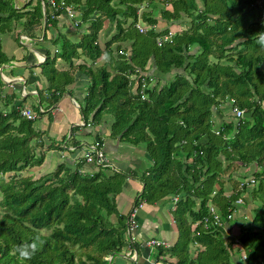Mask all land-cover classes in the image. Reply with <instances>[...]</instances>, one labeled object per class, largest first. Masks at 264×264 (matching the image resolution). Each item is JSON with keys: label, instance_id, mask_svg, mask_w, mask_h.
Returning <instances> with one entry per match:
<instances>
[{"label": "trees", "instance_id": "trees-1", "mask_svg": "<svg viewBox=\"0 0 264 264\" xmlns=\"http://www.w3.org/2000/svg\"><path fill=\"white\" fill-rule=\"evenodd\" d=\"M161 1L168 8L158 9ZM63 3L78 18L75 27L71 24L77 41L57 32V20L50 19L44 2L43 28H54L51 44L58 48L40 64L47 87L60 75L71 82L72 74L81 71L89 80L82 115L91 114L93 126L102 116H111L110 134L144 148L153 164L138 177L142 192L133 200L135 207L179 196L172 213L177 238L167 250L158 247L156 259L167 253L174 264H264V49L252 38L264 32V0ZM142 6L150 11L138 14ZM41 19L37 0L20 10L12 0H0V68L9 63L1 37L19 22L20 30L32 37ZM104 23L114 34L100 45ZM137 24L162 28L139 33ZM174 25L186 28L174 30ZM169 34L158 47L156 39ZM56 58L103 62L94 69L84 63L69 65L59 75L53 67ZM166 75L169 79L161 82ZM154 77L156 83L149 87ZM4 87L0 79V264H18L12 248L36 235L44 243L25 264H110L104 259L116 258L126 247V215L115 204L126 176L102 167L82 175L64 164L54 169L50 181L21 175L43 162L39 134L33 121L18 114L23 99L5 95ZM224 103L228 116H217ZM233 108L243 111L241 118L234 117ZM251 165L257 167L254 172L238 173L241 166ZM248 180L254 184L248 186ZM237 198L245 205L241 209L247 208V199L257 204L250 221L239 224L231 237L212 224L209 207L226 221L233 210L238 212L233 205ZM202 219L208 220L207 229Z\"/></svg>", "mask_w": 264, "mask_h": 264}, {"label": "crops", "instance_id": "crops-1", "mask_svg": "<svg viewBox=\"0 0 264 264\" xmlns=\"http://www.w3.org/2000/svg\"><path fill=\"white\" fill-rule=\"evenodd\" d=\"M35 1L12 0V3L14 9L20 10L28 2L31 6L34 5ZM37 1H39L43 18L46 0ZM28 9L29 7L21 11L25 12ZM55 20H57V32L65 37L64 32L66 30L71 32L66 39L76 42L77 37L71 26L72 22L64 15L58 16ZM43 27L41 24L39 28L32 30V37H29L24 30L16 29L13 36L10 35L4 40V45L1 40L2 52L9 59L8 65L0 68V79L5 84L3 93L7 96H15L20 100L27 96H34L35 110L24 106L23 103L19 106L29 108L36 114V119L40 121L39 127H34L32 124V128L39 134L37 142L40 143L43 162L38 167L23 170L21 175L30 177L32 180L47 177L52 179L54 169L60 164L69 166L70 172L77 169L79 174H92L97 166L86 163L84 156L89 147L98 144L110 165L109 169L111 168L114 172L126 176L121 192L115 197L117 212L125 216L132 210L133 200L142 192V184L138 177L143 173L146 174L153 163L141 145L132 146L123 143L113 134H110L111 116H102L99 123L93 126L90 121L91 114L85 115V117L82 115L81 105L89 86V80L81 71H75L72 74L71 82L67 80V76L59 74L68 71L69 65L77 66L82 63L94 69L102 64V58L97 59L94 63L84 62L82 58L72 59L70 62L56 58L53 67L60 76L54 78L52 88L47 87V80L39 67L42 61L39 59L44 57L45 60L46 55L57 54L58 48L51 44L56 33L54 28L48 24H46L45 29ZM42 42H44L43 47L40 44ZM155 83L154 77L149 87ZM22 89L24 93H21ZM42 100L45 103L44 108L41 107ZM0 108L4 109L2 102H0ZM217 116L220 115L217 114ZM189 160L185 163H188ZM254 169H256L255 166L253 170L250 168L246 174L251 171L254 172ZM132 173H135L137 177H129L132 176ZM178 199L179 196L169 195L151 204L140 202V207L138 205L137 208H133L134 217L138 224V229L134 233L135 242L129 243L125 235L126 247L121 250L116 258L111 259L112 256H109L104 260L110 264H154L155 262L174 264L175 258L170 257L167 253L156 259L158 249L146 248L144 244L149 240H157L166 243L168 247L165 250H167L175 243L177 232L172 213L175 208L174 204ZM240 212L241 209L238 208L236 217H239L238 213ZM135 244L138 245L136 248L134 247Z\"/></svg>", "mask_w": 264, "mask_h": 264}, {"label": "built area", "instance_id": "built-area-1", "mask_svg": "<svg viewBox=\"0 0 264 264\" xmlns=\"http://www.w3.org/2000/svg\"><path fill=\"white\" fill-rule=\"evenodd\" d=\"M46 5L49 9V13H50V19H56L58 16L60 15H64L66 16V18L72 22L73 27H75L77 25V19H76V14L75 12H73L72 7L71 6H65L63 3V0H60L59 4L55 3L53 0H46ZM61 10V11H60ZM45 21H46V16L45 13H43V18H42V25L45 26ZM136 29L138 30L139 33H144L148 30L154 29V26L152 25H148V26H141L140 24H137ZM170 34L167 36H163L161 38L156 39V45L159 47L162 42H165L167 40H169ZM22 39V38H21ZM24 39V38H23ZM22 39V40H23ZM25 40V39H24ZM54 52H56V50H54ZM40 61L43 62L44 57H42L41 59H39ZM21 93L23 92V89L21 90ZM18 114L24 118L25 120H29V121H33L36 120L37 116L36 114H34L29 108H17ZM232 113L234 114V117L236 119H239L242 117V113L243 111L238 109V108H233ZM84 160L86 163H92L93 165L97 166V167H102V168H109L110 165L108 164L104 153L102 152V150L98 147V144H95L92 147L88 148L87 153L84 156ZM248 186H252L254 184L253 180H248L247 182ZM242 184H240L241 187ZM241 189V188H239ZM229 198V195L226 197ZM241 202V200L239 198H237L233 205L236 206L237 204H239ZM135 206L133 205V208ZM140 207V205L138 206ZM132 208V210L125 216V235L127 237V241L129 243H134L135 242V238H134V233L136 232V230L138 229V224L137 221L134 217V209ZM137 208V206L135 207ZM233 212V211H232ZM232 212L227 215L225 217L226 221H223L221 218H219V215L216 213L215 208L213 206L209 207V214L210 217L212 219V224L218 228H222L224 223H227L228 220L231 217ZM209 222L207 219H202V225L204 229L208 228ZM195 235H197V232H195ZM146 248L152 249V248H158L161 247L163 249L167 248V244L157 241V240H149L146 241L145 244ZM241 260H244V255L241 256ZM154 264H165L164 262H155Z\"/></svg>", "mask_w": 264, "mask_h": 264}, {"label": "rangeland", "instance_id": "rangeland-1", "mask_svg": "<svg viewBox=\"0 0 264 264\" xmlns=\"http://www.w3.org/2000/svg\"><path fill=\"white\" fill-rule=\"evenodd\" d=\"M145 5V4H144ZM165 6V8H168V5H167V3H165V2H162L161 1V3H160V5H158L157 6V8L159 9V7H164ZM140 9L138 10V14H140V13H142V12H145V10H148V11H150V8H147V7H145L144 8V6H142V7H139ZM151 9H152V6H151ZM158 12H156L155 14H154V16L157 18L158 17V14H157ZM17 25V26H16ZM14 26H16V27H14V29L12 30V32L10 33V34H6V35H3L2 37H1V40H2V43H3V45L5 44V39L6 38H9V36L11 35V36H13L14 34H15V30L16 29H20L21 28V25H20V22H19V24H14ZM154 26H160L161 28H162V25L161 24H154ZM176 28H173L174 30H180V28L181 29H183V28H186L185 26H183V25H180L179 27L178 26H176V25H174ZM71 33V32H70ZM69 32H67V30H66V32H64V34L66 35V37L68 38L69 36V34H70ZM114 34V31L111 29V27H109L108 26V24L107 23H104L103 25H102V29H101V32H100V34H99V44L100 45H102V42H104V41H106V40H108L112 35ZM77 41V40H76ZM41 44V46L43 47L44 46V42H42V43H40ZM121 46L122 47H124V46H128V45H125V43H121ZM57 47V46H56ZM125 48V47H124ZM24 52H25V50H24ZM39 67H40V69L42 70L43 69V67H42V65H39ZM46 68L47 67H44V69L46 70ZM48 69V68H47ZM153 71V69L151 68V70H150V72H152ZM176 72H179V71H176ZM147 74H150L149 72L147 73ZM171 74V73H170ZM169 76L170 75H166V76H163L162 78H161V82H163L164 80H167V79H169ZM156 80V79H155ZM153 85H155V84H153ZM152 86V85H151ZM40 99H42L41 97H40ZM24 101H23V105L24 106H27V107H30V108H33V110H35V108H36V105H35V102H34V100H35V97L34 96H27L25 99H23ZM22 105V106H23ZM44 106H45V103H44V101L42 100V103H41V107L42 108H44ZM261 107H263L264 108V103H262L261 104ZM8 109V108H7ZM214 110V109H213ZM217 110H218V112L219 113H217V114H219L220 116H225V115H227V106L225 105V103L224 104H222L220 107H218L217 108ZM215 112V111H214ZM228 116V115H227ZM42 119V118H41ZM234 121V124H235V120H233ZM39 124H40V121L38 120V119H36L35 121H34V123H33V125H34V127H39ZM108 156V155H107ZM112 162H113V160H112ZM115 162V161H114ZM115 163H117V162H115ZM114 163V164H115ZM242 167V169H239V171H238V173L241 175V176H243V175H245V173L246 172H249V170H250V168L253 170V167H254V165H251V166H249V167H243V166H241ZM257 168V167H256ZM256 169H254V171H255ZM246 175H248V174H246ZM48 181H50V180H52V179H47ZM122 198V197H121ZM240 199V198H239ZM241 200V199H240ZM246 203H247V208H244V209H241V212L240 213H238V216L239 217H236V210H233V212H232V214H231V217H230V219L228 220V222L227 223H224V225H223V229L225 230V231H227V232H225V233H227V235L228 236H231V237H234V236H236L237 235V233H238V228H239V224H244L245 222H249L250 221V217H249V215H251L252 216V212H250L254 207H256V204L257 203H253V202H251V203H249V200L247 199L246 200ZM239 206H242V208L245 206V205H243V202H242V200H241V202L239 203V204H237L236 205V208H238ZM111 220H113L112 218H111ZM229 228V229H228ZM41 234H44L45 232H40ZM234 247H238V245L236 244V245H234ZM194 249V247H191V251ZM196 249V248H195ZM234 260V259H233Z\"/></svg>", "mask_w": 264, "mask_h": 264}, {"label": "clouds", "instance_id": "clouds-1", "mask_svg": "<svg viewBox=\"0 0 264 264\" xmlns=\"http://www.w3.org/2000/svg\"><path fill=\"white\" fill-rule=\"evenodd\" d=\"M252 38L261 49H264V32H258ZM103 59L106 61L109 59L107 53L104 54ZM43 243L44 241L41 237L36 235L31 242L21 243L14 246L10 254L16 258L18 264H25V262L30 261L36 255Z\"/></svg>", "mask_w": 264, "mask_h": 264}]
</instances>
